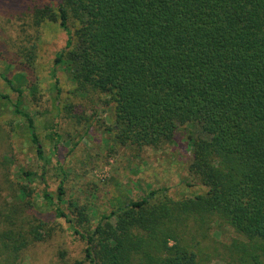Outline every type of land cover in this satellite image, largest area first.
Masks as SVG:
<instances>
[{
    "label": "trees",
    "instance_id": "trees-1",
    "mask_svg": "<svg viewBox=\"0 0 264 264\" xmlns=\"http://www.w3.org/2000/svg\"><path fill=\"white\" fill-rule=\"evenodd\" d=\"M56 1L55 12L36 11L39 22H57L67 37L54 66L62 67L76 91L107 97L120 145L158 148L188 124L206 137L191 142L194 183L186 185L203 187L205 194L151 203V192L103 215L92 233L81 235L71 225L86 242L85 260L198 264L185 236L224 224L242 238L230 244L226 264H264V0ZM15 113L26 122L43 180L47 161L34 121L18 108ZM59 114L57 107L55 120ZM57 126L53 121L55 150ZM34 176L20 173L27 183L21 195L28 196ZM63 195L60 185L57 203L47 192L42 196L56 218L71 224L60 207ZM29 238L41 240L34 230L0 232L5 264H16Z\"/></svg>",
    "mask_w": 264,
    "mask_h": 264
},
{
    "label": "rangeland",
    "instance_id": "rangeland-1",
    "mask_svg": "<svg viewBox=\"0 0 264 264\" xmlns=\"http://www.w3.org/2000/svg\"><path fill=\"white\" fill-rule=\"evenodd\" d=\"M56 3L0 0V76L14 88L0 77V232L19 235L34 230L41 239L29 238L16 264H90L80 234L92 233L104 222L103 215L145 199L151 192H155L151 203L192 199L206 192L200 186H186L194 183L188 171L191 142L206 138L196 125L179 127L173 139L158 148L122 146L116 140L114 109L107 97L76 91L62 67L54 66V56L64 48L67 37L57 22H39L36 11L48 7L55 12ZM57 107L60 114L55 120ZM16 108L34 121L47 161L43 180L35 145ZM53 121L61 135L57 150ZM22 171L35 174L26 197L20 194L27 186L20 178ZM60 185L64 191L60 207L71 224L56 218L42 196L47 192L57 203ZM188 225L192 229L193 221ZM195 231L198 234L191 230L184 243L196 253L198 264H226L232 241H242L224 224ZM201 233L207 237L202 239ZM5 263L6 255L0 251V264Z\"/></svg>",
    "mask_w": 264,
    "mask_h": 264
}]
</instances>
